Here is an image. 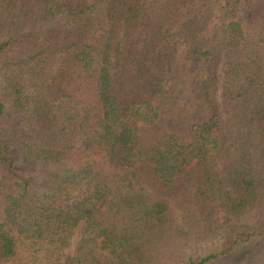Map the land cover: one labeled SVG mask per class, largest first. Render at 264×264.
<instances>
[{
    "label": "trees",
    "instance_id": "trees-1",
    "mask_svg": "<svg viewBox=\"0 0 264 264\" xmlns=\"http://www.w3.org/2000/svg\"><path fill=\"white\" fill-rule=\"evenodd\" d=\"M256 244L264 0H0V264H264Z\"/></svg>",
    "mask_w": 264,
    "mask_h": 264
},
{
    "label": "rangeland",
    "instance_id": "rangeland-1",
    "mask_svg": "<svg viewBox=\"0 0 264 264\" xmlns=\"http://www.w3.org/2000/svg\"><path fill=\"white\" fill-rule=\"evenodd\" d=\"M223 113H224V117L227 119L229 117V114L226 113V112H223ZM7 117L8 118H12L17 123H20V121H21L20 119H17L15 117H12V116H9V115H7ZM11 155H12V157L14 159V168H15L16 172L18 174H20V175H23L24 177H28V176L31 175L33 178H36L38 184L35 187H38L39 186V182H41L42 179H44V176L46 174L45 171L44 172L43 171L33 172V173L29 174V173H27L25 171V167H24L23 162H22V156H21L19 150L16 147H12ZM81 229H82V223L79 224L76 227L75 231H74V234H73L72 239H71V243H70L69 247L66 250V252L68 254H73L74 253L76 245H77V243H78V241L80 239V236H81ZM263 248H264L263 245H257L256 244V245H254L252 247V251H257V252L261 251V250L263 251ZM218 264H231V262L230 261H222V262L220 261V262H218Z\"/></svg>",
    "mask_w": 264,
    "mask_h": 264
}]
</instances>
